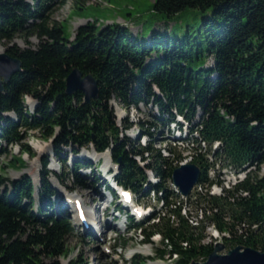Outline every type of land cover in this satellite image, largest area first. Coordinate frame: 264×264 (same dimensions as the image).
Masks as SVG:
<instances>
[{"label": "trees", "instance_id": "trees-1", "mask_svg": "<svg viewBox=\"0 0 264 264\" xmlns=\"http://www.w3.org/2000/svg\"><path fill=\"white\" fill-rule=\"evenodd\" d=\"M64 2L0 0V42L12 44L19 36L28 45L5 48L22 66L1 94L0 144L18 146L20 155L32 156L22 141L30 131L39 133L51 140L60 168H67L66 175L79 187L87 178L80 171H89L94 184L97 178L90 160L75 158L68 168L65 150L73 156L82 150L108 151L118 166L116 186L135 198L152 194L161 204L143 221L130 217V230L140 232L144 245H153L152 238L159 237L163 249H155L156 259L190 264L205 260L213 245L201 244L203 229L188 223L182 215L183 199L164 185L171 178L173 158H180L175 146L167 148L172 158H166L153 145L161 129L179 125L178 116L189 126L192 145L198 148V139L208 146L220 143L211 165L200 153L192 157L191 163L201 170L199 184H213L207 177L210 168L226 167L234 173L256 168L220 197L207 192L185 201L193 198L196 214L202 213L225 243L264 253V174L259 173L264 166V0H153V12L167 19L188 9L208 13L200 25L203 32L186 26L179 36L163 30V36L154 32L138 39L119 24L99 29L87 22L71 41L64 38L61 23L51 19ZM31 38L37 39L35 46L27 43ZM204 55L211 58L208 67L200 64ZM73 68L97 80L98 96L89 104L80 92L65 93ZM26 97L35 102L33 112L25 106ZM112 100L123 109L155 108L151 122L137 123L141 136L148 138L146 146L124 134L133 126L128 119L116 124ZM48 159L41 160L37 201L28 176L9 181L0 175V264H61L67 253L72 227L53 199L48 179L53 174L63 184L62 175L48 171ZM11 162L24 166L19 156ZM148 170L158 183H148ZM104 189L116 199L113 190ZM134 260L142 264L138 257Z\"/></svg>", "mask_w": 264, "mask_h": 264}, {"label": "rangeland", "instance_id": "rangeland-1", "mask_svg": "<svg viewBox=\"0 0 264 264\" xmlns=\"http://www.w3.org/2000/svg\"><path fill=\"white\" fill-rule=\"evenodd\" d=\"M152 2L153 0H65L62 5L57 6L55 10H53L51 19L52 21L61 23L64 38L69 41L73 40L76 29L79 26L85 25L87 22L95 23L99 29L108 24H119L126 27L129 33L133 36H137L138 39H145L154 32L163 36V30H167L166 32L170 37H175V35L179 36L183 33L186 26L200 29V31L203 32L200 25L204 18L208 17V13H200L198 10L188 9L178 16L167 19L153 12ZM77 6H79V8H77ZM37 42L35 38L27 40L30 46H35ZM12 44H15L21 49L28 46L24 39L19 36L14 39ZM12 44L6 45L4 42H0V47L5 51V48ZM200 64L208 67L211 64V58L206 59L204 55ZM110 105L113 109L116 124L118 126H121L124 119H128L129 122L133 123L132 129L126 131L124 134L135 143L146 146L148 138L141 136L137 123L139 121L151 122L152 116L156 114L155 108L139 105L137 109H123L114 100L110 102ZM25 106L33 112L35 102L30 97H26ZM199 114L200 112L196 114V121H198ZM175 126V124H172L169 126V130L163 128L161 129V133L157 135L154 134V148L159 149L163 157L172 158L167 148H173V146H175L176 154H178L180 158H173V160H175L173 164H175L176 161L185 160V162H189L196 154L195 148H192L190 143L184 142L181 144L183 148H178V144L173 141V139L179 137V133L174 131ZM187 137H189V135H187ZM180 138H185V135L181 134ZM22 144L31 149L32 156L20 155V148L18 146H7L4 143L0 144V175L9 181H17L23 176H28L36 189V201L38 199L37 187L39 183V174L42 172L41 160L48 156V160L50 161L47 167L48 171H50V173L59 174L60 176L62 175L63 184L59 183L53 174H50L48 178L55 193L53 199L61 204V210L64 211V216L72 227V231L66 243L67 253L64 257L59 259L61 264H68L70 262H78L79 264H139L138 262H134V256L138 257L142 264H174V261L170 260L168 257H166L164 261L156 259L155 249L159 251L163 249L158 236L152 238L153 245H143V237L140 232L138 230H130V217H132L135 222L143 221L152 214L158 212L161 208V204L156 201L152 194L144 198L136 197L137 199L132 195L137 205L141 206L140 213H142V218L139 220L138 216L130 213L129 209L131 206L127 207L129 209L124 208L119 199H113V197L103 189V186H106L109 180H107L103 174L104 161L102 157H99V161L95 163V159L88 155L90 153L89 151L82 150L76 156H73L68 149L65 150L68 153L66 162L68 168H71L75 158L84 161L90 160L89 162L97 178V184H94L92 180L88 178L90 174L89 171H80V174H82V176H87V178L83 181L84 187H79L73 184L70 177L68 178L66 175L67 168H60L54 156L51 140L46 141L40 137L39 133L30 131L25 140L22 141ZM186 144H189V146ZM213 146L214 143L211 148L212 150ZM38 148L41 149L39 150ZM16 156H19L24 161L23 167L11 162V159ZM61 156L63 157V154H61ZM140 166H142V164ZM109 167L112 169L116 168L114 164H111ZM217 169V172L210 173L208 176L210 178L213 177L212 175H214V177H216V175L221 176L218 178V181L222 185L221 189L223 192L232 189L233 185L239 182L237 175H239L240 172L236 174L228 168L219 167ZM259 173L260 175L264 174V166L260 168ZM109 178L110 177H108V179ZM148 180L155 184L159 182V180L151 174L148 175L147 181ZM164 185L168 190L175 192L170 180L165 182ZM219 189L217 190L219 191ZM207 190L209 194H218L217 191H214L215 189H213V186L207 187ZM192 193L193 196H204L206 189L202 186L200 191L195 190ZM79 195H83V198L81 197V203L85 206L87 212L90 211L91 213L92 211H96L99 213V218L97 219L98 224H92L93 230H91V228H89V230L85 228L86 230H84L75 225L72 202L74 201L73 198H77ZM187 198H182L185 206L182 215L185 216L189 224H198V226L203 229L202 235L205 238L202 240L201 244H212L213 247L216 243L222 244L224 249L219 252V255H226L234 246L222 240L223 235H220L209 225L208 220L205 219L202 213L199 214L198 212L196 214V209L191 203L193 198H190V203L185 201ZM65 201H68V203L66 204ZM99 201L103 203V206L98 210L96 205ZM99 228H101L102 234H97V229ZM132 250L135 251L131 253ZM206 259L200 258L195 262L204 263Z\"/></svg>", "mask_w": 264, "mask_h": 264}, {"label": "water", "instance_id": "water-1", "mask_svg": "<svg viewBox=\"0 0 264 264\" xmlns=\"http://www.w3.org/2000/svg\"><path fill=\"white\" fill-rule=\"evenodd\" d=\"M21 61L9 56L5 51L0 53V99L4 85L11 77L21 72ZM75 92L83 94L84 102L89 104L98 96L97 80L91 74L83 75L77 68L71 69L65 80V93ZM200 169L193 163L182 165L171 173L172 184L178 189L180 196L187 197L200 178ZM224 249L222 244L216 243L212 252L204 263L195 261L190 264H264V253L253 248L236 246L226 255H219Z\"/></svg>", "mask_w": 264, "mask_h": 264}, {"label": "bare ground", "instance_id": "bare-ground-1", "mask_svg": "<svg viewBox=\"0 0 264 264\" xmlns=\"http://www.w3.org/2000/svg\"><path fill=\"white\" fill-rule=\"evenodd\" d=\"M3 50H2V48L0 47V53L2 52ZM177 118H178V121H181L182 120V118H180V117H178L177 116ZM181 123V122H180ZM176 144H178V148H183V146L181 145L182 144V141H178V142H175ZM184 143H188V142H184ZM200 145H199V147L197 148V151H196V154L197 153H200V154H202V155H204L205 157H207V156H209L207 153V145L205 144V142L204 141H201L200 140ZM175 144V145H176ZM187 146H189V144H186ZM192 145V144H191ZM190 145V146H191ZM197 146V145H196ZM192 148L194 147L193 145L191 146ZM219 147V143L218 142H215L214 143V146H213V151L214 150H216L217 148ZM39 150L41 149V148H38ZM91 153V154H90ZM88 155H90V156H92L95 160H97V159H99V157H102L103 158V161H104V170H106L108 167H109V162H110V160H109V155L107 154V153H105V154H102V155H94V153H92V152H90ZM91 158V157H90ZM191 160H192V158H191ZM190 160V161H191ZM189 161V162H190ZM49 163H50V161H49ZM186 163H188V162H185V160L184 161H176V163L174 164V167H177V166H180V165H184V164H186ZM256 170V168L255 167H253V168H249V167H247L246 169H244L243 171H241L240 172V174L239 175H237V178L239 179V182L240 181H242L244 178H245V174L247 173L246 171H248V172H253V171H255ZM147 173V174H146ZM146 177L148 178V175L149 174H151L153 177H155L153 174H152V172L150 171V170H148V171H146ZM149 173V174H148ZM148 183H151V184H155V183H153L152 181H150V180H148ZM238 183V182H237ZM236 183V184H237ZM202 186L203 185H201V184H199V185H197L196 187H198V191H200L201 190V188H202ZM213 186V189H215L214 191H217L218 192V194L217 193H214V195H222V185H221V183L218 185V183H215V184H213V185H211V187ZM234 186V185H233ZM203 187H205V189H206V193L208 192V190H207V185H205V186H203ZM143 188L144 189H147L148 188V185H144L143 186ZM174 188V187H173ZM220 188V189H219ZM217 189H219V191H220V193H219V191L217 190ZM174 190H175V192L177 193V190L174 188ZM205 193V194H206ZM208 194H209V192H208ZM209 195H212V194H209ZM80 199H79V198ZM77 198H73V202H72V206H73V213H74V217H75V225L76 226H78V227H81V228H83L84 230H86L85 229V227L82 225V223L80 222V219H78L79 217H78V212H77V201L79 202V203H81V197L83 198V195H79ZM101 198V197H100ZM102 201V200H101ZM101 201H99V202H97V205H96V208H98V210L100 209V208H102V202ZM64 202V201H63ZM66 202V204L68 203V201H65ZM63 204V203H62ZM64 205V204H63ZM97 210V209H96ZM99 218V213H97L96 211H92V213H90V212H88V213H86L85 215H84V222L85 223H87V225H88V229L87 230H89V228H91V230H93V226H92V224H94V223H96V224H98V222H97V219ZM97 234H102L101 232V228H99V229H97ZM135 250H132L131 251V253H133Z\"/></svg>", "mask_w": 264, "mask_h": 264}, {"label": "built area", "instance_id": "built-area-1", "mask_svg": "<svg viewBox=\"0 0 264 264\" xmlns=\"http://www.w3.org/2000/svg\"><path fill=\"white\" fill-rule=\"evenodd\" d=\"M209 158V156H207ZM195 190H198V187H195Z\"/></svg>", "mask_w": 264, "mask_h": 264}]
</instances>
